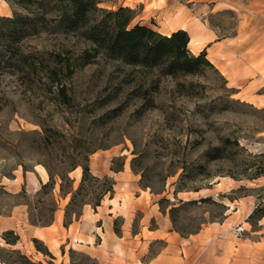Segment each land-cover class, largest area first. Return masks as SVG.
Masks as SVG:
<instances>
[{
    "label": "rangeland",
    "instance_id": "obj_1",
    "mask_svg": "<svg viewBox=\"0 0 264 264\" xmlns=\"http://www.w3.org/2000/svg\"><path fill=\"white\" fill-rule=\"evenodd\" d=\"M167 1L180 7L174 16L185 22L207 18V13L200 11L205 8L201 0ZM97 7H127L134 11L131 24H142L144 8H153L142 0H99ZM14 13L22 15L24 10L14 0H0V17ZM208 16L218 34L233 29L232 9ZM142 25L158 31L157 15L150 14ZM20 44L24 53L45 60L59 53L63 62H70L73 74L65 84L71 99L69 104H61L54 92L31 83L21 73L0 72V186L8 193H20L0 198V256L7 258L1 249H18L35 262L67 264L70 251L96 258L94 250L101 249L86 248L82 236L66 238L52 252L42 241H32L34 226H48L57 219L64 228L69 226L64 225V214L70 194L64 197L60 193L59 179L49 194H37L42 184L49 183V176L43 164L34 159L54 164L67 160L60 144L47 152L48 157L33 149L32 137L43 128H52L66 136L83 137L98 148L88 158L89 169L93 176L110 178L113 193L96 208H83L100 212L114 233L120 234L129 223L117 200L128 197V181H132L137 193L151 198L157 211L183 238L210 224H223L227 214H235L233 220L225 222L222 232L208 241L222 240L230 248L176 250L173 264H264L263 217L248 218L258 203H264V178L259 180L264 175H257L264 170L263 108L236 99L234 89L215 68L198 77L165 76L160 70L129 65L103 50L95 51L84 40L83 30L74 35L39 31ZM124 168L131 180L115 186L114 173ZM81 171L77 167L68 172L73 189L78 187ZM109 212L115 217L109 219ZM141 215V211L132 212L133 230ZM80 217L67 220L81 224ZM149 224L153 227L155 220ZM237 225L244 227L239 237L234 234ZM7 230L18 235L16 246L2 239ZM245 245L252 248H241ZM160 246L152 243L133 264H149ZM36 248H47L53 259ZM107 253L104 249L99 253L96 259L100 264H127Z\"/></svg>",
    "mask_w": 264,
    "mask_h": 264
},
{
    "label": "trees",
    "instance_id": "obj_2",
    "mask_svg": "<svg viewBox=\"0 0 264 264\" xmlns=\"http://www.w3.org/2000/svg\"><path fill=\"white\" fill-rule=\"evenodd\" d=\"M98 2L99 0H14L24 10V14L14 13L11 17H0V72L11 70L21 73L31 83L47 87L50 93L54 92L61 104H69L71 98L66 94L65 83L73 74L70 62H63L59 53H55L48 60L32 53H24L20 44L24 38L48 30L63 35H74L83 30L84 40L94 46L95 51L103 50L129 65L160 70L165 76L198 77L206 69H214L204 51L196 55L189 51V36L186 31L177 30L163 35L145 25L131 24L133 10L127 7L106 10L98 8ZM30 142L33 149L41 152L39 155L44 156L45 153L46 157L47 152L50 154L58 144L66 152L64 156L67 160L55 163L59 166H55L51 160L39 162V158L34 159L38 164H43L49 176V183L42 184L37 194H49L48 190L51 192L56 178L60 181V193L64 197L70 194L65 206V226L71 223L67 219L72 216L78 219L81 216L84 205L96 208L107 194L113 193L114 182L110 178L104 176L100 179L91 174L88 158L98 148L85 138L66 136L52 128H43ZM77 167L82 170L81 178L78 187L73 189L68 172ZM23 170L26 171L24 167ZM257 175H264V170ZM19 194L8 193L0 186V198L3 195L17 197ZM173 209L175 208L171 210ZM256 216L259 219L264 216V203H258L248 218L254 219ZM8 235L13 237L9 238ZM1 237L11 246L19 240L13 230H7ZM32 241L39 242L36 238ZM1 251L7 255V258L0 256L1 264H42L32 261L18 249ZM36 251L53 259L47 248H36ZM70 255L67 264H100L96 258L84 253L70 251Z\"/></svg>",
    "mask_w": 264,
    "mask_h": 264
},
{
    "label": "crops",
    "instance_id": "obj_3",
    "mask_svg": "<svg viewBox=\"0 0 264 264\" xmlns=\"http://www.w3.org/2000/svg\"><path fill=\"white\" fill-rule=\"evenodd\" d=\"M201 1L205 8L200 11L206 12L207 18L185 22L181 17L174 16L175 12L181 10L176 3L169 5L167 0H142L145 6L151 5L153 8H144L141 23L144 24L150 14H156L159 33L169 35L177 30L186 31L189 36V51L194 55L201 51L205 52L207 60L234 89L233 96L264 109V0ZM228 9L233 10V29L230 33L218 34L216 27L210 25L208 15L225 12ZM185 16L187 17L188 13H185ZM113 178L116 181L115 186L119 185L120 181L131 180L126 168L114 173ZM128 182V197L117 200L122 213L128 215L126 222L129 221L120 234L114 233L111 223L107 218L104 219L100 212H90L83 208L81 224L74 221L66 229L57 219L48 226L32 227L31 237L42 241L52 252L60 248L66 238L82 236L87 243L86 248H101L94 250L96 258L104 249L111 256L127 264H133L152 243L161 244L159 248L162 249L149 260V264H173L176 250L194 252L198 248H206V251L209 248H230L224 246L222 240L214 243L208 241L222 232L225 222L235 217L234 213L227 214L223 224H210L197 234L183 238L171 228L167 218L157 211V206L151 198L142 197L137 193L134 183ZM133 211L142 213L135 230L131 228ZM238 211L237 209L236 212ZM249 213L250 211L243 219ZM111 214L112 212H109L107 216L109 219L115 217ZM152 219L155 220V225L150 227ZM80 229L84 231L83 234L79 233ZM241 248L252 247L245 245Z\"/></svg>",
    "mask_w": 264,
    "mask_h": 264
},
{
    "label": "built area",
    "instance_id": "obj_4",
    "mask_svg": "<svg viewBox=\"0 0 264 264\" xmlns=\"http://www.w3.org/2000/svg\"><path fill=\"white\" fill-rule=\"evenodd\" d=\"M243 232H244V227H243V225H237V226L234 228V234H235L236 237L241 236Z\"/></svg>",
    "mask_w": 264,
    "mask_h": 264
},
{
    "label": "bare ground",
    "instance_id": "obj_5",
    "mask_svg": "<svg viewBox=\"0 0 264 264\" xmlns=\"http://www.w3.org/2000/svg\"><path fill=\"white\" fill-rule=\"evenodd\" d=\"M76 169H77V168H76ZM76 169H75V170H76ZM75 170H74V171H75ZM262 178H264V177L259 178V180L262 179ZM238 182H239V181H238Z\"/></svg>",
    "mask_w": 264,
    "mask_h": 264
}]
</instances>
